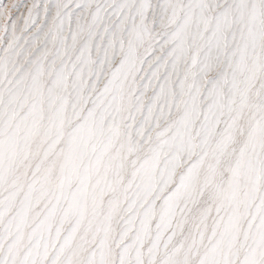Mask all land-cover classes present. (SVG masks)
Wrapping results in <instances>:
<instances>
[{"label":"snow or ice","instance_id":"snow-or-ice-1","mask_svg":"<svg viewBox=\"0 0 264 264\" xmlns=\"http://www.w3.org/2000/svg\"><path fill=\"white\" fill-rule=\"evenodd\" d=\"M0 264H264V0H0Z\"/></svg>","mask_w":264,"mask_h":264}]
</instances>
